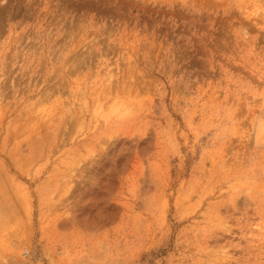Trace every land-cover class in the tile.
I'll return each instance as SVG.
<instances>
[{
  "label": "rangeland",
  "instance_id": "rangeland-1",
  "mask_svg": "<svg viewBox=\"0 0 264 264\" xmlns=\"http://www.w3.org/2000/svg\"><path fill=\"white\" fill-rule=\"evenodd\" d=\"M0 264H264V0H0Z\"/></svg>",
  "mask_w": 264,
  "mask_h": 264
}]
</instances>
